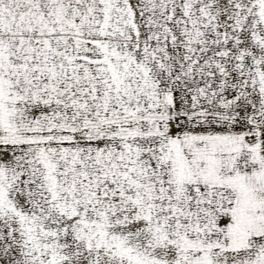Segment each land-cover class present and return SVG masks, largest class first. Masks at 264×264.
<instances>
[{"label":"snow or ice","instance_id":"obj_1","mask_svg":"<svg viewBox=\"0 0 264 264\" xmlns=\"http://www.w3.org/2000/svg\"><path fill=\"white\" fill-rule=\"evenodd\" d=\"M0 264H264V0H0Z\"/></svg>","mask_w":264,"mask_h":264}]
</instances>
